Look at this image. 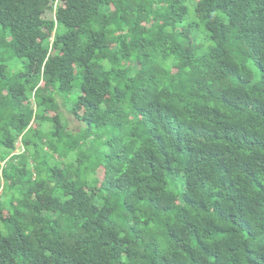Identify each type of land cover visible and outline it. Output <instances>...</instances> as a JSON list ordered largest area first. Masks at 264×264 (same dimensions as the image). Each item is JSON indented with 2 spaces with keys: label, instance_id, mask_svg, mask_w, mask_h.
<instances>
[{
  "label": "trees",
  "instance_id": "obj_1",
  "mask_svg": "<svg viewBox=\"0 0 264 264\" xmlns=\"http://www.w3.org/2000/svg\"><path fill=\"white\" fill-rule=\"evenodd\" d=\"M0 264H264V0H0Z\"/></svg>",
  "mask_w": 264,
  "mask_h": 264
},
{
  "label": "rangeland",
  "instance_id": "obj_2",
  "mask_svg": "<svg viewBox=\"0 0 264 264\" xmlns=\"http://www.w3.org/2000/svg\"><path fill=\"white\" fill-rule=\"evenodd\" d=\"M189 10H190V15H192V10H193V6L192 5H189ZM202 44H204L205 46L208 45V44H211L212 45V42H207L204 38H203V41H202ZM9 63L11 65V68L13 71H16V70H19L20 69V66H21V60H18V59H9ZM247 66L249 67V69L251 70L252 72V76H253V80H259L260 79V70L259 68L255 65L254 61L252 59L248 60L247 61ZM41 88V89H40ZM39 89L42 90V91H46L48 88L47 86H42L40 85L39 86ZM34 96H31V99H33ZM56 101L58 103V111L61 113V116L63 114L65 120H66V125L68 127V129L71 131V132H75V131H80L82 129L85 128L84 124L80 121H77L73 116H71L68 111H67V105L68 104H64L63 102V99H61V97H58L56 96ZM55 117V114L54 113H48L46 114L45 118L47 120H51ZM34 127H37V123L34 124ZM44 129L47 130L48 127L50 128L51 126L49 124H44L43 125ZM48 141L51 140V138L48 136V138H45L44 141ZM16 148H17V152H21L22 151V146L20 144V141L18 140L17 143H16ZM76 159V154L75 153H70L69 155H66L64 156L63 160L61 161L62 164H66L67 161H75ZM63 166V165H61ZM78 182L82 183L81 180H78Z\"/></svg>",
  "mask_w": 264,
  "mask_h": 264
}]
</instances>
